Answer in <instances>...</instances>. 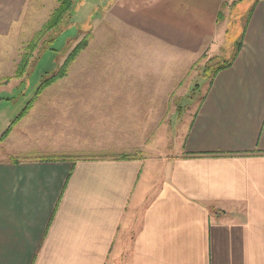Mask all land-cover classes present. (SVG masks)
Instances as JSON below:
<instances>
[{
	"label": "crops",
	"instance_id": "obj_1",
	"mask_svg": "<svg viewBox=\"0 0 264 264\" xmlns=\"http://www.w3.org/2000/svg\"><path fill=\"white\" fill-rule=\"evenodd\" d=\"M234 1L72 0L87 44L64 77L103 80L52 82L40 95L63 86L48 101L90 115L62 110L52 122L71 132L50 131L57 145H42L39 121L25 128L31 145L1 152L0 264H264V0L243 6L232 62L208 79L176 149L156 154L143 140L165 119L157 106L175 62L191 69L222 55ZM58 2L0 0V73L9 41L41 27ZM37 107L38 98L12 129Z\"/></svg>",
	"mask_w": 264,
	"mask_h": 264
},
{
	"label": "rangeland",
	"instance_id": "obj_2",
	"mask_svg": "<svg viewBox=\"0 0 264 264\" xmlns=\"http://www.w3.org/2000/svg\"><path fill=\"white\" fill-rule=\"evenodd\" d=\"M247 1L249 0L234 1L233 3H230L224 11L226 17L225 22L227 21V33L225 44L221 50L223 52L221 56L217 55L210 61H206L205 64L203 61H201V63L194 65L191 69H187L183 66L177 67V62H175L174 77L176 82L173 83V89L170 91V94L168 91L167 94L160 99L162 105L157 106V108L160 110L159 112H161V110L162 112L164 111L165 119L161 126H159L157 130H154V133L150 138L143 139L147 142V148L154 149L155 147V152H157L156 154L160 153V150L164 152L165 150L174 151L176 149L175 143L179 141V138H181V136L176 135H180V133H182L183 130L187 128L190 118L192 117L194 110L201 101L207 88L208 74L210 75L215 67H218L231 58V54L233 52L232 50H234L236 46L235 42L238 40V37L242 31V16H244L243 12L245 11L243 6L247 3ZM46 10L44 17L45 14H47ZM76 16L77 15L75 14L67 15L59 27L50 31L47 35L43 36V38L39 39L36 43V46L32 48L25 49L29 41L35 37L34 35L37 31L33 35L32 32L35 28L40 27V25H38L39 23L35 26L29 27L31 29L29 31L30 35L26 34L24 37H22V39H24L23 41H20L22 39L17 42H15V39H11V41H9L10 69L6 71L4 70L2 73H0L1 78H5L9 75L11 76V78L7 80L9 81V84L4 85L0 90V136L9 126H11L12 121L17 118V116L22 112L23 108L26 107L28 102L33 99L35 101L36 98H38V107L36 110L38 114L37 116L39 118L35 116L36 114L34 110V112L29 114L28 120H22L19 125L13 128L12 132L8 135V138L6 140L4 139V143H1L0 141V156L2 155L1 152H3V150L7 151L10 148H17L18 146L28 147L31 145L29 133L28 137L25 133V128L28 127L29 124H34V122L38 123L40 121L41 129L39 132L45 136V138L41 137L42 139H45V145L42 143L39 144H42L45 147L50 145L55 146L57 145V141L53 139L52 141L47 140L50 139L47 136L48 133L50 131H55V135H57V133L71 132V128L67 127L65 130H62L59 128L58 123H55L54 125L52 119L55 121L58 117H60L57 115H65V111L70 117L75 116L78 118L82 115H90L91 112H85L80 106H64L58 102L51 104L50 101H48L51 97L57 96L58 91L63 86H60L59 88L50 86L41 95L39 93L37 97H35L37 89L43 79L56 73L65 60L64 56L67 53H70V51L84 39L83 34L78 36V33L79 30L80 32H82L83 29L86 30L87 24L74 20V17ZM25 50L29 54V63L26 67L25 73L20 78H15L13 77L14 69L16 68L18 62L20 61V57ZM76 56H74L69 64L73 63ZM180 64L181 62L179 65ZM107 68L109 67L104 68V71H106ZM180 71L181 73H179ZM156 76L158 77V84L161 82V85H163L165 88L167 85L170 86L171 81H168V83L167 79H165L166 75L164 74H145L143 72H139L137 74V80L142 81L144 78L148 83H150L149 81H151V83H155ZM84 78L85 80L90 81L103 80L98 71H90L86 73L85 77L71 73L58 81L65 83L82 81ZM150 90L148 88L146 92L149 94ZM167 100L169 101L167 102ZM44 118L46 120L41 121ZM140 119L141 115L139 114L137 119L139 125L142 121V119ZM123 124H125L124 121ZM50 126H57L58 128L53 129L50 128ZM138 133L141 132L139 131ZM87 143L88 142L85 139H73L72 141V144L75 147L87 145ZM37 145L38 144L35 142V146L34 144L32 145L33 147L30 146L32 147L31 149L33 151V155Z\"/></svg>",
	"mask_w": 264,
	"mask_h": 264
},
{
	"label": "trees",
	"instance_id": "obj_3",
	"mask_svg": "<svg viewBox=\"0 0 264 264\" xmlns=\"http://www.w3.org/2000/svg\"><path fill=\"white\" fill-rule=\"evenodd\" d=\"M72 3H73L72 0H59L57 7L51 12L49 18L42 24L40 29L35 33V35H34L35 37L31 41H29V43L27 44L25 49H29V48L36 46V43L39 39L43 38V36L47 35L50 31L59 27L63 23V21L65 20V17H67V15L71 14V10L73 8ZM86 44H87V36H85L84 39L82 41H80L76 45V47H74L70 51V53L67 55L63 64H61V66L59 67V69L57 70L56 73H54L50 77L43 79V81L40 83V85L37 89L35 97H37V95L39 93H41L52 82L62 78L66 74V70H67L69 63L74 58V56H76V54L81 49H83L85 47ZM231 62H232V59L225 61L223 64L219 65L218 67H215L212 70L211 74L210 75L208 74V76H207L208 79L210 80L209 83H211L212 78L214 77V75L217 73L218 70L222 69L225 66H228ZM28 63H29V54L25 50L22 53V55L20 57V61L18 62L17 66L14 70L13 77L20 78L25 73V70H26ZM10 78H11V76L7 77L6 80H9ZM33 101H34V99L28 102L26 107L23 108L22 112L17 116V118L14 121H12L11 126H9L2 133V135L0 136V140H3L11 131L12 126L14 124H16V122L27 113L28 109L31 108ZM127 156L128 155H122L121 157H127ZM46 159H48V158H46Z\"/></svg>",
	"mask_w": 264,
	"mask_h": 264
}]
</instances>
